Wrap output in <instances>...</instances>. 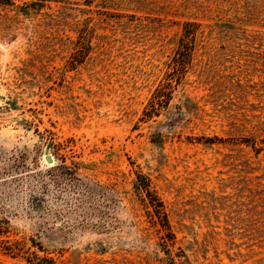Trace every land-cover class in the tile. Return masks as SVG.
<instances>
[{
	"label": "rangeland",
	"instance_id": "obj_1",
	"mask_svg": "<svg viewBox=\"0 0 264 264\" xmlns=\"http://www.w3.org/2000/svg\"><path fill=\"white\" fill-rule=\"evenodd\" d=\"M172 262L264 264V0H0V264Z\"/></svg>",
	"mask_w": 264,
	"mask_h": 264
},
{
	"label": "trees",
	"instance_id": "obj_2",
	"mask_svg": "<svg viewBox=\"0 0 264 264\" xmlns=\"http://www.w3.org/2000/svg\"><path fill=\"white\" fill-rule=\"evenodd\" d=\"M185 42H186L185 39H184V40H183V39L181 40V43H182V44H185ZM185 48H186V49L189 48V47H188V44H186V46H184V49H185ZM48 145H49L50 148H52L53 146H55V144H54L53 142H50ZM60 163H61V164H64L65 161H64V160H61ZM51 170H52V168H51ZM51 170L48 169V171H51ZM136 185H137V187H139V188H144V187L148 186L146 180H145L143 177L138 178V181H137V184H136ZM147 193L149 194L150 192H147ZM156 201H158V199H155V200H154V203H155ZM158 204H159V203H158ZM159 205H160V204H159ZM160 206H162V205H160ZM171 264H176V263H175V262H172Z\"/></svg>",
	"mask_w": 264,
	"mask_h": 264
},
{
	"label": "water",
	"instance_id": "obj_3",
	"mask_svg": "<svg viewBox=\"0 0 264 264\" xmlns=\"http://www.w3.org/2000/svg\"><path fill=\"white\" fill-rule=\"evenodd\" d=\"M46 162H47L48 165H53V164H54V159H53V157L50 156V155H47V156H46Z\"/></svg>",
	"mask_w": 264,
	"mask_h": 264
}]
</instances>
